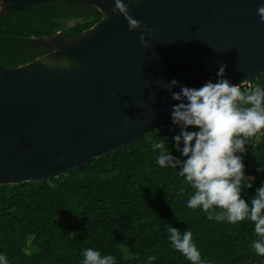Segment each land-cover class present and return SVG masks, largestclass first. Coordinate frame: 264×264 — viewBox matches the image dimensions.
I'll list each match as a JSON object with an SVG mask.
<instances>
[{
  "label": "water",
  "instance_id": "water-1",
  "mask_svg": "<svg viewBox=\"0 0 264 264\" xmlns=\"http://www.w3.org/2000/svg\"><path fill=\"white\" fill-rule=\"evenodd\" d=\"M47 1L0 0V15ZM64 1L102 16L79 33L26 37L43 54L0 63V186L67 175L172 126V79L199 88L216 81L220 65L233 84L264 73L261 0H123L152 29L147 47L113 13L114 0Z\"/></svg>",
  "mask_w": 264,
  "mask_h": 264
},
{
  "label": "trees",
  "instance_id": "trees-1",
  "mask_svg": "<svg viewBox=\"0 0 264 264\" xmlns=\"http://www.w3.org/2000/svg\"><path fill=\"white\" fill-rule=\"evenodd\" d=\"M101 16L93 7L64 0L0 15V63L17 66L39 56L41 51L26 37L50 36L70 17L76 21L67 31L79 33ZM248 82L250 87H243H264V73ZM178 131L158 128L67 175L1 185L0 252L9 264H79L88 247L114 255L117 264H147L148 255L156 256L154 264H190L167 240L171 224L181 232L192 230L202 258L210 264L263 260L251 249V241L258 238L251 222L206 220L204 212L186 207L193 190L181 184L177 170L156 164L150 142L167 136L172 148ZM245 147V171L254 177L253 187L245 191L254 195L264 180V173L256 172L264 164V134ZM171 154L179 156L174 149ZM50 181L55 189L49 188Z\"/></svg>",
  "mask_w": 264,
  "mask_h": 264
},
{
  "label": "clouds",
  "instance_id": "clouds-1",
  "mask_svg": "<svg viewBox=\"0 0 264 264\" xmlns=\"http://www.w3.org/2000/svg\"><path fill=\"white\" fill-rule=\"evenodd\" d=\"M113 13L125 18L129 31H140L141 45L148 46L144 33L151 36L152 29L129 15L127 3L114 0ZM256 13L264 23V0L258 3ZM225 68L220 65L216 81H206L199 88L176 79L167 82L165 89L177 102L172 105L170 122L179 131L172 136V148L164 136L151 141L150 149L159 167L177 170L181 184L193 190L185 202L187 208L199 209L206 220L217 223L251 222L258 237L251 241V249L264 257V180L254 195H248L245 190L253 187L254 177L246 174L244 164L245 146L251 138L264 134V87L258 84L249 89L242 82L233 84L225 78ZM173 149L179 156L171 154ZM256 172L264 173V164L259 163ZM48 186L56 187L51 181ZM166 232L170 246L190 264H210L202 258L191 229L181 232L169 224ZM82 256L79 264H117L114 255L91 247L84 248ZM155 261L154 255L146 257L147 264ZM0 264H9L4 252H0Z\"/></svg>",
  "mask_w": 264,
  "mask_h": 264
},
{
  "label": "rangeland",
  "instance_id": "rangeland-1",
  "mask_svg": "<svg viewBox=\"0 0 264 264\" xmlns=\"http://www.w3.org/2000/svg\"><path fill=\"white\" fill-rule=\"evenodd\" d=\"M75 21L73 19H65L63 21V24H62V29L65 30L67 29L68 27H70ZM251 84H249L248 87H250Z\"/></svg>",
  "mask_w": 264,
  "mask_h": 264
},
{
  "label": "flooded vegetation",
  "instance_id": "flooded-vegetation-1",
  "mask_svg": "<svg viewBox=\"0 0 264 264\" xmlns=\"http://www.w3.org/2000/svg\"><path fill=\"white\" fill-rule=\"evenodd\" d=\"M70 18L73 19L74 21H76L74 18H72V17H70ZM70 18H67V19H70ZM74 23H75V22H74ZM74 23H73L70 27H72V26L74 25ZM70 27H68V28L65 29V30H63V29L58 30L57 32H61V33H71V32H68V31H67ZM72 34H75V33H72ZM41 54H43L42 51H41ZM41 54H40V55H41Z\"/></svg>",
  "mask_w": 264,
  "mask_h": 264
},
{
  "label": "built area",
  "instance_id": "built-area-1",
  "mask_svg": "<svg viewBox=\"0 0 264 264\" xmlns=\"http://www.w3.org/2000/svg\"><path fill=\"white\" fill-rule=\"evenodd\" d=\"M245 84L249 85V82H247V83H245Z\"/></svg>",
  "mask_w": 264,
  "mask_h": 264
}]
</instances>
